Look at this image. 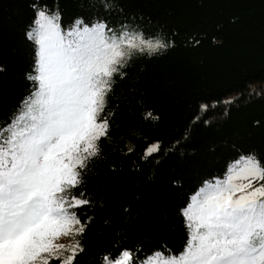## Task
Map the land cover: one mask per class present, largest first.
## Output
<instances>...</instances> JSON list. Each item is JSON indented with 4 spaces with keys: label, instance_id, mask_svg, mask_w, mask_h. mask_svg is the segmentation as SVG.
I'll return each mask as SVG.
<instances>
[{
    "label": "trees",
    "instance_id": "trees-1",
    "mask_svg": "<svg viewBox=\"0 0 264 264\" xmlns=\"http://www.w3.org/2000/svg\"><path fill=\"white\" fill-rule=\"evenodd\" d=\"M34 2L0 0V124L32 90L35 51L25 33ZM38 3L58 8L64 27L104 18L115 29L127 24L172 41L137 55L114 78L106 108L112 127L85 178L91 220L77 237L84 251L75 264H101L125 248L138 249L141 259L164 245L182 250L188 234L180 210L189 197L241 154L264 161V0ZM148 112L157 118L145 119ZM157 141L160 151L143 158Z\"/></svg>",
    "mask_w": 264,
    "mask_h": 264
},
{
    "label": "snow or ice",
    "instance_id": "snow-or-ice-1",
    "mask_svg": "<svg viewBox=\"0 0 264 264\" xmlns=\"http://www.w3.org/2000/svg\"><path fill=\"white\" fill-rule=\"evenodd\" d=\"M32 8L25 33L35 51L32 90L0 124V264H75L84 251L77 237L91 220L85 178L112 127L106 108L114 78L137 55L157 54L172 41L127 24L115 29L104 18L64 27L58 8L38 0ZM160 148L149 144L143 158ZM180 212L188 234L182 250L164 245L141 259L138 249L125 248L101 264H264V161L255 152L205 180Z\"/></svg>",
    "mask_w": 264,
    "mask_h": 264
},
{
    "label": "rangeland",
    "instance_id": "rangeland-1",
    "mask_svg": "<svg viewBox=\"0 0 264 264\" xmlns=\"http://www.w3.org/2000/svg\"><path fill=\"white\" fill-rule=\"evenodd\" d=\"M62 242L66 243V244H67V243H69V241H68L67 239H66V240H64V241H62Z\"/></svg>",
    "mask_w": 264,
    "mask_h": 264
}]
</instances>
